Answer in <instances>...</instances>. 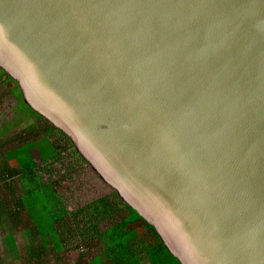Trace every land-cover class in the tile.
Segmentation results:
<instances>
[{
  "label": "water",
  "instance_id": "obj_1",
  "mask_svg": "<svg viewBox=\"0 0 264 264\" xmlns=\"http://www.w3.org/2000/svg\"><path fill=\"white\" fill-rule=\"evenodd\" d=\"M0 69L181 264H264V0H0Z\"/></svg>",
  "mask_w": 264,
  "mask_h": 264
},
{
  "label": "rangeland",
  "instance_id": "obj_2",
  "mask_svg": "<svg viewBox=\"0 0 264 264\" xmlns=\"http://www.w3.org/2000/svg\"><path fill=\"white\" fill-rule=\"evenodd\" d=\"M11 151L10 168L19 170L21 161L28 164L33 158L41 181L51 186L60 199L58 212L67 210L69 216L60 222L59 232H54L57 226L52 224L53 215L44 211V201L35 203L29 194L25 196L31 186L28 181L24 183L18 175L0 180V201L4 206L0 209V264H26L31 248L43 246L35 232H49L61 246L57 251L52 245L43 250L42 264H90L104 251L103 240L94 227L104 229L106 218L111 216L103 210L101 200L114 201L120 211L125 210L123 201L83 160L68 137L32 111L21 90L0 69V177L4 174L6 155ZM44 153L48 156L46 161ZM18 199L23 200L24 207L16 206ZM10 235L15 238L19 254L11 252ZM33 235L36 236L30 239ZM143 263L150 264L146 257ZM31 264H36V260Z\"/></svg>",
  "mask_w": 264,
  "mask_h": 264
},
{
  "label": "trees",
  "instance_id": "obj_3",
  "mask_svg": "<svg viewBox=\"0 0 264 264\" xmlns=\"http://www.w3.org/2000/svg\"><path fill=\"white\" fill-rule=\"evenodd\" d=\"M1 72L6 74L3 70H1ZM7 76L9 80L14 82L17 90H19L18 84L8 74ZM35 114L41 117L37 113ZM51 127L57 130L54 126L51 125ZM63 136L65 135L63 134ZM12 152L13 151L6 155L7 161H4L3 167L4 174L0 177V180L6 181L7 179L12 178L14 175H18L24 183L28 181L31 186H29V190H27L25 184L27 193H25V196L29 194L35 203L44 201V211L47 214L53 215L54 220L52 224L57 226V228L54 229V232H59V227L61 226L60 222L64 221L66 217L69 216V212L63 209V211L59 213L61 210L60 199L51 186L44 185L41 181L40 177L38 176V167L33 158L28 164H25L21 161L22 164H20L19 170L10 168L9 162L13 158L10 157ZM42 157L44 161L48 160V156L45 153L42 155ZM35 192H38V194H35ZM42 198H44V200H42ZM101 202L103 204V210L110 213L111 216L106 218V227L104 229L100 230L97 227H94L96 235L103 240L104 251L91 259L90 264H144V257L148 259L150 264H181L179 260H177L168 252L155 229L150 224H148L136 211L131 209L122 201V205L125 209L124 211H120V209L116 208L117 203L114 201L102 199ZM16 206L21 208L25 206V203L22 199H18ZM55 206L56 208H54ZM2 208H4V206L0 201V209ZM28 217L31 219L30 215ZM35 233L40 236L43 246L36 247L34 250L31 248V251L26 255L28 259L26 264L33 263L34 259L36 260V264H42V258L45 257L43 255V250H48L50 245H53V248L56 249V251L61 248L59 243H55L53 241L49 232H47L46 235L45 233L41 232ZM35 236L33 235L30 239L34 238ZM49 238L51 241L48 240ZM8 240L12 254H19L17 248L18 246L15 243L14 236L10 235Z\"/></svg>",
  "mask_w": 264,
  "mask_h": 264
},
{
  "label": "crops",
  "instance_id": "obj_4",
  "mask_svg": "<svg viewBox=\"0 0 264 264\" xmlns=\"http://www.w3.org/2000/svg\"><path fill=\"white\" fill-rule=\"evenodd\" d=\"M48 240L51 241L50 238ZM52 247H53V245H52ZM15 263H17V262H15Z\"/></svg>",
  "mask_w": 264,
  "mask_h": 264
}]
</instances>
